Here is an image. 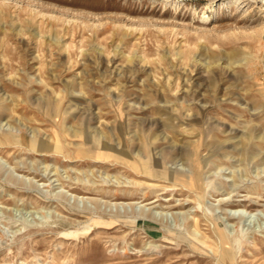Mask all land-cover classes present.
I'll use <instances>...</instances> for the list:
<instances>
[{"label":"rangeland","instance_id":"rangeland-1","mask_svg":"<svg viewBox=\"0 0 264 264\" xmlns=\"http://www.w3.org/2000/svg\"><path fill=\"white\" fill-rule=\"evenodd\" d=\"M0 264H264V0H0Z\"/></svg>","mask_w":264,"mask_h":264},{"label":"bare ground","instance_id":"bare-ground-1","mask_svg":"<svg viewBox=\"0 0 264 264\" xmlns=\"http://www.w3.org/2000/svg\"><path fill=\"white\" fill-rule=\"evenodd\" d=\"M197 150L198 149H196V150H192L191 151V153H192V155L194 154H196L197 153ZM143 166L144 167H146V165L145 164H143ZM141 168H142V165L140 166ZM151 169V168H150ZM152 171V170H151ZM177 179H179V180H181V181H184L185 183H189V182H187V180H186V177H183L182 175L180 176V175H178V178ZM199 182H200V175L198 174V173H195L194 175H193V182H191V183H193V184H199ZM157 199H155V200H153V201H151V203L152 202H154V201H156ZM240 215V214H239ZM87 229V228H86ZM76 230V229H75ZM85 230V229H84ZM73 231V230H72ZM80 231V230H79ZM216 231L218 232V234H220V236H221V245H222V247H223V249H224V254H225V257L227 258V259H229L230 261H232L233 260V257H232V246H231V244L228 242V240H227V237H225L224 236V234L221 232V230H219V229H216ZM71 232V231H70ZM84 232V231H83ZM93 232V231H92ZM77 233H78V231H77ZM81 233V232H80ZM66 234V233H65ZM75 234V233H74ZM79 234V233H78ZM103 243V242H102Z\"/></svg>","mask_w":264,"mask_h":264}]
</instances>
